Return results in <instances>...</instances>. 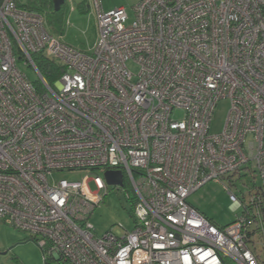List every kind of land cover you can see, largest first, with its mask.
Instances as JSON below:
<instances>
[{"label":"built area","instance_id":"built-area-1","mask_svg":"<svg viewBox=\"0 0 264 264\" xmlns=\"http://www.w3.org/2000/svg\"><path fill=\"white\" fill-rule=\"evenodd\" d=\"M16 1L0 0V221L63 264H264V0H139L129 24L124 7L93 0L90 53ZM33 55L61 66L52 85ZM242 170L260 185L241 199L228 189L240 210L230 224L188 203ZM125 182L132 229L98 235L93 213Z\"/></svg>","mask_w":264,"mask_h":264},{"label":"rangeland","instance_id":"rangeland-1","mask_svg":"<svg viewBox=\"0 0 264 264\" xmlns=\"http://www.w3.org/2000/svg\"><path fill=\"white\" fill-rule=\"evenodd\" d=\"M139 0H99L102 10H112L118 7H124L128 15V24L134 18L133 7ZM60 21L57 20L49 11H43L45 27L52 35L61 39L64 43L75 49L90 53L94 47L97 38V15L93 0H65L61 5ZM18 67L26 75L28 80L36 81L38 75L31 66H26L20 62ZM131 70L136 71L135 64H129ZM229 108L228 100H220L213 112L210 125L211 132L222 130ZM180 111L175 113V118H181ZM244 170L241 175L222 181H208L195 192H193L187 201L200 213L212 220L218 226H226L233 222L239 215L238 204L232 202L229 198L228 189L237 195L239 199L242 195H247L248 183L260 185L258 176H249ZM69 179H78L81 174H62ZM233 184V185H232ZM127 194L132 195L130 186L125 182L124 187H108V194L103 202L91 217L96 233L103 235L112 228L116 234L123 233V228L131 230L133 221L128 214L131 208ZM0 264H63L55 256L54 260L45 261L42 251L38 245L29 239L26 233L18 231L11 226L0 221Z\"/></svg>","mask_w":264,"mask_h":264},{"label":"trees","instance_id":"trees-1","mask_svg":"<svg viewBox=\"0 0 264 264\" xmlns=\"http://www.w3.org/2000/svg\"><path fill=\"white\" fill-rule=\"evenodd\" d=\"M17 5L20 8L34 12L42 13L49 11L57 20L60 21V13L54 10L53 0H17ZM34 64L36 65L40 75L45 79L47 84L52 85L55 79L62 73V68L52 60L43 58L41 55H33ZM37 89H42V83L37 80L35 82ZM129 214V212H128Z\"/></svg>","mask_w":264,"mask_h":264},{"label":"water","instance_id":"water-1","mask_svg":"<svg viewBox=\"0 0 264 264\" xmlns=\"http://www.w3.org/2000/svg\"><path fill=\"white\" fill-rule=\"evenodd\" d=\"M65 0H53L54 10L58 11ZM105 180L110 185L123 184V176L120 171L108 170L104 173Z\"/></svg>","mask_w":264,"mask_h":264}]
</instances>
